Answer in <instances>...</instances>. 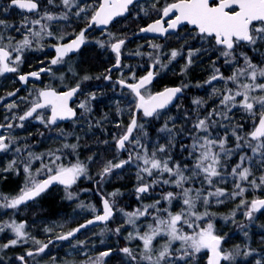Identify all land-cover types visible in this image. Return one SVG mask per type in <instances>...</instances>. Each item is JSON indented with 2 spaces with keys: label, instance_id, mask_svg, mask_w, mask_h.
I'll list each match as a JSON object with an SVG mask.
<instances>
[{
  "label": "snow or ice",
  "instance_id": "1",
  "mask_svg": "<svg viewBox=\"0 0 264 264\" xmlns=\"http://www.w3.org/2000/svg\"><path fill=\"white\" fill-rule=\"evenodd\" d=\"M46 2L48 5L55 4V0H46ZM60 3L63 6V12L54 14L50 10H44L40 0H9V4L4 8L5 12L9 8H15L33 15L31 18L28 15L23 16V22L19 26L8 25L5 20L0 19V30H22L23 37L13 44V38L9 35V42L5 45L3 31H0V76L17 72L24 49L32 48L34 42L38 43L45 36L53 35L49 30V25L43 23L44 21L68 20L70 14L81 17L82 13L89 11L87 5L77 3V0H60ZM133 4H138V0H103L98 8L92 9L91 16L87 17L88 26L107 25L114 17L126 13L129 6ZM153 8H155V2ZM73 9H75L74 12ZM157 11L160 18L142 28L141 32L166 35L178 29L182 30V25L191 26L189 35L195 32L200 41L207 42L209 46L204 49L202 43L201 49L204 52L218 53L219 57L223 58L224 64L230 65L233 71L232 75L225 76L214 62V72L206 83L223 81L224 90L217 93L219 111L213 108L204 118L197 119L192 125V131L189 132L192 138L189 157H194L195 162L191 166L171 158L169 154L173 147L171 141L167 146L157 144L154 150L149 151L139 139L132 138L135 129H143V125L138 124L135 114L124 134L116 138L117 150L128 151L126 145L132 143L139 147V151L134 147L127 159L117 163L108 161L100 173L101 179L110 175L115 169H123L125 165L135 162L138 169V184L135 189L137 200H141L145 194H150L157 188L164 189L168 186L172 189L163 191L160 198L155 199L153 203L136 208L135 211L121 210L127 218L126 226L133 229L129 232L128 239L140 241L142 247L138 256L134 255L129 247H124L121 251L130 258V261H135V264H193L202 252L206 254L207 264H237L238 259L241 258L247 264H251V261H248V257L253 256L251 249L243 250L236 246L233 250L226 251L222 247L224 237L217 234L211 218L212 214L207 211V206L212 202L213 197L216 198L217 203H222L223 201L219 198L226 195L222 189L215 187L218 182L217 178L221 181L224 179L222 170L229 171L230 175L236 178V191L232 194V198L243 196L246 191L241 182H247L253 188L264 186V60L254 62L253 57L244 50L248 48L256 52L264 46V0H172L171 3H166L162 9H157ZM86 31L87 29L82 30L70 43L57 46L55 48L56 58L51 60V64L60 63L68 53L78 50L85 41ZM123 44V40L111 44V50L116 54V67L120 66ZM103 46L101 44V47ZM154 47L159 46L154 45ZM201 49L189 50V65L192 62V56ZM13 52L17 55L13 56ZM177 55V51L171 52L172 59H175ZM156 63H159V59ZM42 71H50V69H40L28 75H20L19 80L26 84L29 76L39 79ZM153 77L154 73L148 71L147 75L137 83L128 84L123 80L118 83L122 87L129 88L135 95V108L138 112H142L144 117L155 118L159 116L160 110L170 105L177 94L182 92V88H168L164 92L145 97L141 89L145 88ZM84 79L87 80L89 77ZM79 90V85L62 93L51 89L42 90L38 93V100L33 102L30 109L18 119L22 122L33 118L35 114V118L39 119L45 127L56 125L58 120L71 119L76 116V112L69 106V101ZM214 92H216L215 88ZM9 95L13 96L15 92ZM95 98L93 95L92 99ZM194 103L200 105L202 102L196 100ZM7 107L11 110L16 105L13 103ZM48 107L51 109V114L45 119L38 110ZM79 107L89 111L84 103L79 104ZM233 109L243 110L247 114L251 120V130L244 131L243 124L234 126L232 136L235 138V144L234 147H228V137H214L211 129L214 126H223L217 125L215 118L220 117L226 120ZM17 126L23 127V124ZM4 127L12 128L13 124L0 125V128ZM161 131L168 132L169 136L174 139L173 130L167 124L161 128ZM193 133L196 135L193 136ZM12 142L9 137L0 134V152L8 151ZM64 147L74 150L76 145L65 144ZM15 150L20 152L19 148ZM234 155L237 159L232 165L223 162L232 160ZM36 159H42V157H36ZM59 159V156H54L52 163L55 164ZM15 164V160L11 161L5 171L13 170ZM254 169L259 170L261 175L258 179H249L253 176ZM23 170L29 173L25 187L15 197L0 194V207L17 209L21 204L39 196L53 183L70 187L80 176L86 174L87 167L81 162L69 167L56 165L52 168L46 165L41 171L50 173V175L42 181H37L31 176L30 164L26 163ZM197 183L200 187H195ZM204 185H207V188H204ZM68 198H72L71 193ZM173 201L182 203L183 206L179 211L173 210ZM198 205L203 206L205 211L200 212ZM240 207H246L244 214L251 220L253 213L264 209V199H255L250 204L242 200ZM113 214V205L104 199L102 215H97L95 220H89L79 228L57 238L68 240L82 228H87L96 221H107ZM5 229H10L15 238L0 247H14L20 242H27L28 236L24 223L12 221L0 224V232H4ZM115 233L119 234L120 228L115 229ZM35 243L40 244V241H35ZM45 248L47 244L41 245L37 251L43 252ZM109 254L108 251L102 252L101 258ZM27 255L32 256L34 253L29 251ZM20 259L24 258L20 257ZM262 260L264 258L256 259L255 264H262ZM98 264H102V259L98 261Z\"/></svg>",
  "mask_w": 264,
  "mask_h": 264
},
{
  "label": "rangeland",
  "instance_id": "2",
  "mask_svg": "<svg viewBox=\"0 0 264 264\" xmlns=\"http://www.w3.org/2000/svg\"><path fill=\"white\" fill-rule=\"evenodd\" d=\"M44 1H46V0H44ZM43 9L44 10H50L54 14H61L63 12V6L61 5L60 0H58V1L55 0L54 5H48L46 2V4H44ZM148 9H149V7H148ZM149 10H151V9H149ZM74 11H75V9H73V12ZM88 12L82 13L81 17H75L74 15L70 14L68 20H54V21H50V22L44 21L43 23H47L49 25V30L53 33V35L51 37L45 36L38 43L34 42L33 47L24 49L23 53H27V54L33 53L36 55L45 54L46 58H52L54 53L50 54L51 51L55 52V48L57 46L61 45L67 39L74 37L80 31V30H77V28H78L77 25L85 23L84 20L86 19L85 17H87ZM144 13H145V11L143 9H140V6L133 8V12L130 15V18L126 19V21L124 23L120 22V23H118V24H116V25H114V26H112L106 30H103L102 31L103 35H101L102 37L101 38H95L96 44H94L93 46L91 44H88L86 49H85V52L79 56V59H81L89 51L98 52L101 55L100 62L101 61L103 62L104 60H108L110 57L112 58L114 55L110 51L111 44L116 42L119 39L127 38V36L129 37L131 30H133L137 24V23H135V21L137 20V18L141 17ZM133 16H134V19H131ZM129 20H131V21H129ZM10 30L11 29H9V31ZM9 35L11 36V38H13L12 39L13 44H15V42H17L23 38L22 37V30L19 32H17L16 30H11L10 34H8V36H6V39L4 38L3 43L5 45H7L9 42V40H8ZM61 37H63V38L61 39ZM185 39H187L185 36L180 37V40H179V38L176 39V43L173 46L169 45L170 41L169 42L163 41V43H153V42H147V43H142V44L140 43L137 46V48L141 49V50L137 51V48H136V53H135L134 49L130 47V45H126L125 61H124V65H123L126 80L134 81L136 79L135 75H134V71L136 68L140 67L137 64V61H139V59H141L142 57H147V61L149 62V58L151 55L155 56L154 57L155 62L157 59H159V63H157V65L160 68V71H161V69L163 70L165 68H168L170 66L169 64L171 62H173L175 68L179 67V68H176L178 76L179 75L183 76V78L185 80L186 74L184 71H185L186 67L184 65V59L186 61V64H188V52H189V49L187 50V43H186ZM101 44H103L104 46L101 47ZM148 45H150V48H154V53H150V50H148V52L145 51L144 48L147 47ZM154 45H158L159 47L158 48L154 47ZM174 47H178V48H174ZM173 50L178 52V55L175 59L171 58V52ZM244 50L246 52H248V55L251 57H253V54H255V55H257L258 59L262 58L259 50L256 52H253V51L249 50L248 48H245ZM193 51H195V50H193ZM109 53L111 55H109ZM137 53H139V54H137ZM208 57H211V59L213 60L212 64H210L209 75L202 82L192 84V85H186V87H183L187 91L185 97H188V99L190 98L189 99L190 106H189V109L187 111L190 113L189 114L186 113L185 117L191 118L193 121V124L196 122L197 119L204 118V116L207 115L208 113H210L213 108H216L219 111V95L217 93L223 92V90H224V82L223 81H217V82H214L212 84L206 83V81H208V79H210V77L212 76V74L214 72V62L216 61L217 57H218V59L220 58L218 53H216V52H208L207 54H205L204 58L207 59ZM76 62H78V61H74V60L72 61L69 59H65V57H64L60 63L56 64V69L61 70V71L59 73L60 77L55 78V80H58L57 87H59L60 89L73 86V84H77V85L79 84V85L83 86V88L85 87L83 89L85 91L82 90V92L79 96L80 100L77 102L76 106L78 108H80L79 104L84 103L87 106V108L89 109V111H85L84 109L80 108L79 117L77 120L74 121L75 123L72 122L71 124H69V126L64 127L62 129L59 128L56 131L52 130V129L48 130V129H46L47 127L43 126L45 130H40L38 128H34L35 130H38V132L32 133V131H31V133H30L29 132V130L31 128L30 124H33V125L42 124L39 121V119L35 118V119L31 120L29 123L30 127L28 126V129L26 130V131H28V133L26 134V132H25L24 136H25V141L27 142V144H29V142H30V144L32 143V146L29 144V146L27 145L28 148L24 149V148H21V145L24 144V143H22V142H24V138H23L24 136L21 137V138H23L22 140L19 139L21 136V132L19 131V130H21V127L17 126V125L21 124V121L18 119L17 122H15V120L17 119L16 116H12V118H10L11 115L9 114V112L8 111L5 112L6 115L7 114H9V115L5 116L3 121H0V123H2L3 125H6L7 123H12L13 127L12 128L4 127L0 134H3L4 136L9 137L13 142H12L11 148L8 151L0 152V160H1L0 164L4 162L2 165H0V167L2 168L5 165L4 168H2L4 170L0 171V174H6L11 181L12 180L15 181L14 182L15 187H14L13 194L8 195L7 193L3 192V191H5L1 187V184H3V183L0 182V194H2L3 196H8V197H15V196L20 194L21 189L25 187V184L28 181V177H29V173H25L23 170L24 165L26 163L30 164L31 176L35 180L41 181L42 179H44L45 177L50 175V173L41 171V169L46 165L49 167H52V168H55L56 165H62L64 167H69V166L76 164L77 162H81V163L85 164L87 167L86 174L80 176L77 179L78 182H77V185L75 187L67 188L63 194L64 199H66L67 203L68 204L73 203V205H74L73 211L71 213V217H72L73 221H71V222L68 221L64 225H62V224H57V225L54 224V225L59 228L58 229L59 231H61V229H64L65 225L70 227V225L73 222L78 223V221L81 218H83V221H84L86 219L91 218V216L93 217V216H96L97 214L101 213V209H102L101 202L99 205L96 202H94V199H93V196L95 194L98 195L97 197H100V195L105 196L107 198V200L113 205V209L115 208L114 212H116V213H114V216L109 221V223H107V225L106 224H105V226L102 225V226H100V228H99V226L96 228L94 227L95 229L91 228L87 231H84L83 233L80 234V236L78 235L76 238H74L72 240L66 241L63 244H62V242L54 243L48 249H46L47 251L44 250L41 253H38V254H35V255L28 257L26 260L28 262V264H98V261H100L101 259H102V264H113V263H115V261L111 260L110 258L118 250L121 253L122 252L121 249H123L124 247H129L132 250L133 254L138 256V254L142 251L140 241L135 240V239H132V240L128 239V234H129V232L133 231V229L126 226L125 221L127 218L122 214L121 210H123L125 212L135 211L136 208H138L142 205L153 203L155 201V199L160 198L163 191L172 190L168 186H165L164 189L157 188L154 192H152L150 194H145L141 200H137L136 194H135L136 193L135 189H136L137 184H138V180H137L138 169L136 167L135 162L131 165H126V167L123 169L122 172L117 173V174H119L118 175V177H120L119 179H123L124 181H126L125 184L123 183L124 186H126V184L128 182H130V180H131L132 184L130 183L131 185L127 186L125 192H120V194H119L118 190L117 191L116 190H113V191L109 190L110 189L109 184L112 182L113 178L115 177V176H113V173L102 179L103 181L100 183L98 190L95 188L94 183L96 181L94 179H96V177L99 176L98 174H100L102 172L104 166L107 164L108 161H112L113 163H117L120 160L126 159V156L121 154L117 150V148L115 147V142H116V138L123 135L124 132L126 131V128L130 122L129 115L132 113V111L134 109L135 102H134V98L132 96H128V94H126V93H124L123 102H121L120 98H117V99H111L110 98L111 100L109 98H107V99L103 98V93L101 90H98L97 88H94V87H93L94 88V90H93V89H91V86L88 84V82L90 80H96V79H99L100 77H98V76L95 77L94 74L92 72H89V71H85L84 74L81 73L77 69ZM102 62H101V65L103 64ZM101 65H100V67H101ZM167 65H169V66H167ZM215 66L219 67V64H216V62H215ZM100 67L97 66L96 68H98V69L96 71H99ZM169 68L171 69V67H169ZM178 69H179V72H178ZM225 71L227 72V74L225 76H230V75H232L233 69L229 65ZM220 72H221V68H220ZM96 75H98V74H96ZM85 77H89V79L85 80L84 79ZM183 83H185V82L183 81ZM86 88H88L89 90ZM214 88L216 89V92H214ZM90 90H92V91L90 92ZM96 94L98 95V97ZM196 94L199 96H196ZM93 95L97 98L92 99ZM117 95H119V92L117 93ZM208 98L210 101H214L215 103L213 105L207 104ZM196 100H200L202 103L200 105H197L194 103V101H196ZM179 106H181V102H179L178 105L174 108L175 111L176 110L178 111ZM190 109H194V110H190ZM197 109L199 111L201 110L203 112V114L198 112ZM203 110L205 112L207 110L208 112L205 113ZM237 110L238 109H233L232 112L228 114V117H229L228 119H226V120L222 119L220 121L221 125H223V126H215L211 129V132H212L211 134L214 137H217V136H221V137L227 136L228 137V142H227L228 147H234L235 138L232 136V129L234 126H236L238 124V121L232 123L233 126L226 125L225 122L229 123L231 118H232V115L235 114ZM196 112H197V114H196ZM192 113H194V114H192ZM0 116H1V114H0ZM87 117H88V119H87ZM167 117L170 118L169 115L161 114L158 117H156L155 122L157 123V121H160L161 119L165 120ZM178 119L179 118H177V117L170 118V123H173L174 121H178ZM181 119H182V117H180V120ZM80 120H82V121L80 122ZM123 120H124V123H125V120H127V123H125L124 125H123ZM84 122L87 123L86 128L89 127L87 130H85L86 128H84V130H77L75 128L77 126L82 128V123H84ZM161 123H162L161 128H163L165 124L168 125L167 120H165V121L162 120ZM105 124H109V125H105ZM138 124H142L143 129L137 128V131L134 133L132 138L139 139L148 148L149 151L154 150L157 144L167 146L169 141H171V143L173 144V147L171 148L169 154H171L172 152H175V156H173V158H172L173 160L176 161L177 158L180 157V159H181L180 162L182 164H187L189 166H191L195 162L194 157H191V158L189 157V152L191 150V144H192V140H191L192 138L189 136V132L192 131V127H191V129H188L189 126H182V127H184V129H180L179 135H176V130L173 129V127L168 126L169 128H171L173 130L174 139H173V137L169 136L168 132L161 131V128H157L156 132H155V145H154V147H152L151 142H150V136H151L150 126H151V124L149 122L147 123L146 121H143V120H140ZM101 125L103 127H101ZM114 126L117 127L118 130L116 133L111 134V131L109 130V128H111V127L114 128ZM104 127H106V128H104ZM25 129L26 128H24V126H23L22 130L24 131ZM96 129H98V130L100 129L99 130L100 132L97 133ZM185 129H187V131H184ZM47 132L50 134H47ZM88 132H89V134H88ZM217 132H219V133H217ZM15 133H18L19 137H17L15 135ZM108 133L110 136L107 135ZM145 133H146V135H145ZM53 134H55L54 138H57V140L54 143H52L50 140L52 138ZM79 134H83V139H84V135H86L85 139L86 138L89 139V142L91 144H94L93 142H95L97 137H98L99 141H100L99 144L102 143L100 145V147H102L103 150H108V152L105 154H101V153H98L96 151H92L91 154L90 153L88 154L87 159L83 161L80 158L79 149L81 146H84V144L81 142L80 139H77V136ZM195 135H196V133H193V136H195ZM199 135H203V133H199ZM182 136H184V137H182ZM47 137L50 138L49 140L51 143L50 147L48 149L49 152L46 149L47 140H48ZM182 138L183 139L185 138V139L183 140ZM93 139L95 141H93ZM178 139H180L182 141H186V142L190 141V142H189V144L182 146V149L180 148L179 151L176 152L177 150L174 146V143H176ZM44 142H46V145L44 144ZM90 143L86 144L85 147L88 149H93V148L97 147V145L96 146H95V144L91 145ZM65 144L76 145V148L74 150L70 147L65 148L64 147ZM107 144L108 145L111 144V146H108ZM134 147L136 148L137 151H139L138 146H136L132 143L127 144L128 153L132 152ZM16 148H19L20 152H17L15 150ZM38 151H39V153H38ZM22 152H24L23 156H22ZM97 153H98V155H96ZM29 154H31V155H29ZM134 154L135 153H133V155ZM4 155L6 157H4ZM15 155H16V157H15ZM161 155H163V154H161ZM45 156H46L45 160L44 159H36V157L44 158ZM54 156L60 157V159L58 161H56L55 164L52 163V161L54 160ZM236 159H237V156L234 155L232 157V160H224L223 162L227 163L228 165H232L233 161H235ZM13 160L16 161V164H15L13 170L5 171V169H7L8 165H9V163ZM49 160L51 161L52 164L50 163ZM87 160H96L95 164H96V166L101 167L100 170L95 171L94 168H91L90 163ZM36 168H38V169H36ZM20 173H22V174H20ZM19 175H20V177H19ZM222 175H223L224 179L221 181L220 178H217L218 182L215 185V187L222 189L226 193L225 196L219 198L220 200L223 201L222 203H225L228 199H234L235 200V199L244 197V194H246L248 192L249 188L252 187L247 182H241L242 185L246 188V191L244 192L243 196H236L235 198H232V194L236 191V189H235V182H237L236 178L232 177L230 175L229 171H223L222 170ZM256 175L260 176L261 172L259 170L254 169L253 170V176L250 177L249 179L255 178ZM1 176L2 175H0V181L2 178ZM126 176H128V177H126ZM18 177L21 179H19ZM124 177H126V178H124ZM3 178H4V176H3ZM78 183H84L86 186L83 187L81 184H78ZM79 186H80V188H79ZM87 186H89V187H87ZM195 187H200V184L197 183L195 185ZM74 188H75V190H74ZM90 188L94 189L95 191H92ZM204 188H207V185H204ZM82 189H84V190H82ZM99 190H100V192H99ZM74 191H77V192L74 193ZM128 191H129V193H127ZM132 191L135 193H133ZM229 191H231V193H229ZM54 192L57 193V191H54ZM69 193H71V196H72L71 199L68 198ZM113 193H116V195H112ZM74 195H77V196H74ZM130 198L132 201L129 200ZM261 198H264V197L254 196L249 201V204L253 200L261 199ZM100 201H101V199H100ZM222 203H217L216 198L213 197L212 202L207 206V211L212 214L211 218H212L213 223L215 225V230H216L217 234H218L219 230L223 227V225L226 224V222H228L229 220H232V221L235 220L234 221L235 222V224H234L235 229L239 230V228H240V230L244 231L243 236L245 237L246 242H248V244H249V241H251V238H250L251 235L250 234H251V230H252V223H254V220L257 218L259 213L258 212H255V214L253 213V218L251 220H249L244 214L245 213L244 211L247 210L246 207H242V209H241L240 208L241 202H239V206H235V207L238 208L240 210V212H237L236 214L232 213L229 215H227V214L226 215H221V214L218 215L214 212L213 209H216ZM128 205H130V206L128 207ZM182 206L183 205L180 201H173L172 208L174 211H179ZM36 207H37V202H34V201L31 203L21 204L17 209H7V208L0 207V224H5L8 222H12V221H15L16 223H24V224L26 223L25 224V232L27 233V236H28L27 242H20L14 247H8V248L0 247V264H20L17 261V257L19 255H24L27 251H29V248H32L33 250L39 249V247L44 244V242L40 238L44 234H42V232H40V231L47 228V226H44L40 222V220H35L33 218L35 220L34 221L33 219H29V218H31V216H30L31 211L36 209ZM97 208H100V209H97ZM93 209H95V211H93ZM21 210H22V212H21ZM198 210L200 212H203V211H205V208L201 205H198ZM86 216H88V218ZM222 216H224V217H222ZM220 217H222V218H220ZM216 221H221L222 223L216 224ZM31 222H33L32 225H30ZM71 227H70V230L68 229L66 231L70 232L72 229L75 228V227H72V228ZM30 228H32V229H30ZM39 228H40V230H39ZM117 228H120L119 234L115 233V229H117ZM250 228H251V230H250ZM259 228H260V230H264V228H262L261 225L259 226ZM48 230H49V228H48ZM67 232H65V231L60 232V234L58 236L66 234ZM92 232H94V233H92ZM248 234L250 235V237H248L249 236ZM56 237H54V238H56ZM223 237H224V241H225L226 237L225 236H223ZM13 238H15V237H14V234L12 233V231L10 229H5L4 232H0V246L6 244V242L8 243ZM246 238H248V239H246ZM2 240H4V241H2ZM35 241H40V244L35 243ZM1 242H2V244H1ZM222 247H223V243H222ZM234 248H236V247H224V249L226 251H231ZM241 249L248 250L250 248L245 246L244 248L242 247ZM251 250L253 251V253L255 252L254 249H251ZM105 251L110 252V254L106 257L101 258V253L105 252ZM122 256L124 259L122 264H124V263L125 264H135V261H130L129 260L130 258L127 257L123 252H122ZM200 257H203V258H200ZM200 257H198L193 262V264H201L202 261L205 264H207V258H205L206 254L202 252L200 254ZM3 260L6 262H4Z\"/></svg>",
  "mask_w": 264,
  "mask_h": 264
},
{
  "label": "flooded vegetation",
  "instance_id": "3",
  "mask_svg": "<svg viewBox=\"0 0 264 264\" xmlns=\"http://www.w3.org/2000/svg\"><path fill=\"white\" fill-rule=\"evenodd\" d=\"M1 1H0V7L2 9H4L5 6L9 4V0L8 1L5 0L6 3H4V0H1ZM56 1H58V0H56ZM77 2L87 5V7L89 9L87 17H90L92 14V9L98 8L99 4L102 3L103 0H77ZM154 2H155V8H153ZM171 2H172V0H138V4H133V5L129 6V10L127 11L126 14H124L123 16L116 17V18L114 17L115 20L113 22H111L106 29H108V28H110V27H112V26H114L120 22L124 23L126 21V19L130 18V15L133 12V8H136L137 6H140V9L147 11V15H145V13H144L141 17L137 18V20L135 21V23H137L135 26L136 28L134 27V29L131 30L130 36L129 37L127 36V38L119 39V40L124 41V44L121 47L120 66L117 69L110 71L112 66L116 63V54L114 52H112L111 46H110V51L114 55L112 57L113 59L110 57L108 60H104L103 62L101 61L103 64L101 65L99 71H96L98 68H96V70L89 71V72H92L95 77L96 76L100 77L99 79H96V80H90L89 82L87 81L88 84L91 86V89L94 90V88H97L98 90H101L103 93V98L106 97L105 99H107V98H109V99L110 98L111 99L120 98L121 102H123V96H124V93H126V94H128V96H132L134 98V102H135L136 97L131 92V90L127 87H122L121 84L118 83V81L123 80L125 83L134 84V83H137L142 77L146 76L148 71H152L155 74L156 78L150 85L141 89V93L143 95H145V97H147L149 95H153L156 92L161 91L166 87H172V85L169 84V85L164 86V88H162V89H158V83H160V81L169 79L168 77H164V73L174 71L175 70L174 63L171 62L169 64L170 66L167 65V66L171 67V69L168 67V68H165L163 70L161 69V71H160V68L158 67L157 63L155 62V59H154L155 56L154 55L150 56L149 62L147 61V57H142L141 59H139V61H137V64L140 67L136 68L134 71V75H135L136 79L134 81L126 80L125 71H124V67H123L124 61H125L126 45H130V47L133 48L135 53H136V48L140 43L141 44L147 43V42L163 43V41H166V42L170 41L169 45L173 46L176 43V39L179 38V40H180V37L185 36L187 38V39H185L186 43H187V50L188 49L189 50L190 49H192V50L201 49L202 43H203L204 49H207L209 47L207 42L200 41V39L196 36L195 32H191V35H189V32L191 31V26H183L182 25L181 26L182 30L178 29L176 32H171V33H168L164 36L135 37V34L138 33L139 31H141L142 28H145L149 24H152L156 19L160 18V14L157 11V9H162L166 3H171ZM40 3H41V5H43V8H44V4H46V1L40 0ZM148 7L151 10H149ZM6 15H7L6 18L8 20H10L9 21L10 25H17L18 26L23 22V19H22L23 16L28 15L31 18L33 14L24 13L19 9L9 8ZM87 17H85L86 19L84 20V22L87 25H85L82 28V30L88 29L85 33V41L83 43V47L80 50H78L77 52H75L73 54L68 53L65 56V59H69L72 61L73 60L78 61V62H76L77 66H80V64L81 65L86 64V62L83 61V59H79V56L85 52L87 45L91 44L93 46L94 44H96L95 38H101L102 37L101 35H103L102 34L103 30L98 29L97 25H94L92 27L88 26L89 20ZM0 19H3V18H0ZM131 19H134V16ZM129 21H131V20H129ZM19 22H21V23H19ZM106 29H104V30H106ZM82 30H80L74 37H71V38L67 39L66 41H64L61 45H64L66 42L75 39L76 36H78ZM119 40H117V41H119ZM174 48H178V47H174ZM144 49L146 52H148V50H150V53H154V48H150V45H148ZM138 50H141V49L137 48V51ZM53 53H54V55L52 56V58H46L45 54L36 55L33 53H31V54L23 53L22 54V61H21L20 65L18 66V71L14 72V73H5L4 75L0 76V114H1L0 121H3L4 117L10 114L11 115L10 118H12V116H16L17 119L15 120V122H17L18 117L20 115H23L27 110H29L30 107L32 106V103L38 100V98H39L38 93L42 90L53 89L57 92H64V91H67V90L77 86V84H73V86L63 88V89H60L59 87H57L58 80H55V78L60 77L59 73L61 70L56 69V65L51 64V60L56 58V52H52V51L50 52V54H53ZM207 53L208 52H204L203 49H201L200 52H198L196 55L192 56V58H191L192 62L190 65L186 64V61L184 59V65L186 67L185 71H184L185 74H187L190 70L197 69L201 65L205 64L206 59L204 58V56ZM12 55L15 56V55H17V53L13 52ZM109 55H111V54H109ZM219 60L222 61L223 58H219ZM223 63H221V64H223ZM221 64L219 65V67L222 69ZM40 69H50V71L40 72V78L39 79H34L31 76H29L28 82L26 84L22 83L19 80L20 75H28L29 73L37 72ZM84 72H85V70H82L81 73L84 74ZM178 72H179V69H178ZM96 74H98V75H96ZM178 78L181 79V82H183V81L185 82V83H183V85L178 84V86H180L181 88L186 87V85H192V84H196V83L200 82V81L194 82L192 80L190 81V79L184 80L183 76H180V75L178 76ZM205 78H206V76L204 77V79ZM214 82H217V81H213V83ZM79 87H80V92L77 95L76 101L71 105L77 111V118L75 120H77L79 117L80 108H78L76 106V104L80 100L79 96H80L82 89H83V86L79 85ZM17 89H19V91H17ZM13 92H15V95L10 96L9 93H13ZM118 92H119V95H117ZM184 92L187 93V91H184V89H183V94H184ZM186 99H188V97H185L183 95L181 98L177 99L175 101V103L170 108H168L166 110H160V113L164 112L166 115H169L172 118L175 116L185 117L186 116L185 115L186 110L189 109V106H190V103H189L190 98L188 100H186ZM179 102H181V106L178 107V111H179L178 112L177 110L175 111L174 108L178 105ZM184 102H186V103H184ZM13 103L16 105V107L9 110L7 105L13 104ZM179 108H181V109H179ZM185 108H187V109H185ZM134 110H135V105H134V109L131 113L130 122H131V119L133 118ZM6 111H8L9 114L6 115L5 114ZM38 112L45 119H47L51 114V109H50V107H48V108H44L42 110H39ZM33 119H35V116L30 120L27 119V120L22 121L21 123L23 124L24 128H26V129L23 131L22 127H21V130H19V131L21 133L22 132L27 133L28 131H26V130L28 129L29 123ZM155 119H156V117L155 118L154 117H150V118L144 117L142 112L138 113V119H137L138 123L140 120H143V121H146L147 123L149 122L151 124V126H150V132H151L150 133L151 134L150 142H151L152 147H154V145H155V132L157 129V123L155 122ZM74 121H71L69 123H61V124H58L55 126L49 125L47 128H48V130L52 129V130L56 131L59 128L62 129L64 127L69 126V124H71ZM130 122H129V124H130ZM125 123L123 120V125ZM173 123L176 124L177 122L174 121ZM129 124H128V126H129ZM0 125H3V124L0 123ZM30 125H31L30 130H32V132L36 131L34 128H38V127H39L38 129H40V130H42L41 128H43V130H45L43 127L45 125L43 123L40 125H33V124H30ZM173 129H175L177 131L176 127H174ZM180 129H183V128H180ZM2 130H3V128H1V132H2ZM109 130L111 131V134H114L117 132L118 128L114 126V128L111 127V128H109ZM96 131H97V133L100 132L98 129ZM136 131H137V129H135L132 136L134 135V133ZM23 133H22V137L24 136ZM108 136H109V133H108ZM23 143L25 144V146L22 144L21 148H24V147L27 148V145H26L27 142H25V137H24ZM184 145H186V144H184ZM126 147H127V145H126ZM120 153L125 155L126 159L128 158V155H129L128 151H124V152H120ZM23 155H24V152H22V156ZM170 156L172 158L171 154H170ZM4 157H6V156L4 155ZM15 157H16V155H15ZM180 160H181L180 157H178L176 161L180 162ZM2 164L3 163H1V165ZM2 170L3 169L1 168L0 171H2ZM0 175L4 176V178H3V176H1L2 177L1 181L8 179V176H6L5 174H0ZM77 182L78 181L76 180L75 185L72 187H75ZM55 187L56 188L60 187L64 190L69 188V187H63V186H55ZM55 187H53L52 189H54ZM97 187H98V184H97ZM48 190H51V188ZM13 191H14V187H13V189H10V190L7 189L3 192L10 195V194H13ZM20 256H23V255H20ZM18 257H17V261H18ZM26 260H27V258H26Z\"/></svg>",
  "mask_w": 264,
  "mask_h": 264
},
{
  "label": "trees",
  "instance_id": "4",
  "mask_svg": "<svg viewBox=\"0 0 264 264\" xmlns=\"http://www.w3.org/2000/svg\"><path fill=\"white\" fill-rule=\"evenodd\" d=\"M4 3H6L5 0H4ZM6 17H7L6 12L4 11V9H2L0 7V18H3V20H5V22L8 25H10V23H9L10 20H8ZM85 25H86V23L78 24L77 25V27H78L77 30H81ZM1 31H3L4 38L6 39V36H8V34H10V31L11 30L10 31L9 30H1ZM258 50H259L262 58H259L258 59L257 55L253 54V60H254V62L260 61V60H264L263 59L264 58V46L260 47ZM100 58H101V55L98 52H96V51H89L87 54H85L81 58V59H83V61L86 62V64H82V65L80 64V66H77V69L80 72H82V70H85V71L86 70L87 71L96 70V67L97 66L100 67V65H101V62H100L101 59ZM212 62H213V60L211 59V57H208L206 59L205 64H203L200 67H198L199 69L197 68V69L190 70L186 74V79H190V81L192 80L194 82H196V81H200L201 82L204 79L205 76L207 77L209 75V73H210V71H209L210 64H212ZM215 62H216V64H219L220 65L221 63H223V60L220 61L218 59V57H217V59H216ZM228 66L229 65L224 64V63L221 64V67H222L221 73H223L224 75H226L227 72L225 70L227 69ZM177 68H179V67H177ZM164 77H168L169 79L168 80L160 81V83H158V89H162V88H164V86L169 85V84L172 85V86H178V84L179 85L180 84L181 85L183 84V82H181V79L178 78V73H177V69L176 68L172 72L164 73ZM184 91H186V89H184ZM184 93L186 95V92H184ZM196 96H199V95L196 94ZM186 100H188V99H186ZM184 103H186V102H184ZM214 103H215L214 101H210L209 99L207 101V104L213 105ZM179 109H181V108H179ZM161 114H165V113L164 112L163 113H159V115H161ZM129 117H131V114L129 115ZM175 117L179 118L178 121H176L177 122L176 124L170 123V118H172V117H170V118L167 117L165 120L168 121V126L169 127H173V128L176 127L177 128L176 135H179L180 128H183L184 129V127H182V126H189L188 129H191V127L193 125V121H192L191 118H189V117H182V119L180 120V117H178V116H175ZM215 119H216L217 123L219 125H221V122L220 121L222 119L220 117H216ZM162 120L165 121L164 119H161L160 121H157V128H161L162 127V123H161ZM236 120L238 121V124H243L244 125V128H245L244 131H250L251 130V120L248 118L247 114L243 112V110H237L236 113L232 115V118H231L230 122L229 123L225 122V124L226 125L233 126L232 123L233 122H236ZM125 122L127 123V120H125ZM86 127H87V123L84 122V123H82V128H80V127L77 126L76 129L77 130H84V128H86ZM88 128H86L85 130H87ZM46 129H48V128H46ZM31 131L32 130H29L30 133H31ZM34 132H38V130H36ZM22 133H21V136L19 138L21 140L25 137L24 136L23 138H21L22 137ZM47 134H50V133L47 132ZM88 134H89V132H88ZM15 135L17 137H19L18 133H15ZM85 136L86 135H84V139H83V134H79L77 136V139H80L81 142L84 144V146H81L80 149H79V155H80V158L83 161L87 159L88 154L89 153L91 154L92 151H96V152L101 153V154H105V153L108 152V150H103L102 147H100V145L102 143L99 144L100 141H99V138L98 137H97L96 141L93 139V141H95L93 143L95 144V146L97 145V147H95L93 149L86 148L85 147L86 144H89L90 142H89V139H87V138L85 139ZM54 137H55V134H53V136H52L51 139L49 137H47L48 140H47V147H46V149H47L48 152H49L48 149H49L50 144H51L50 143V140H51L52 143H54L57 140V138H54ZM219 137H221V136H219ZM183 143H186V141H181V140L178 141L177 140V142L174 143V146H175V148L177 150L176 152H178L180 148L182 149L181 146H182ZM187 143L189 144V142H187ZM44 144L46 145V142H44ZM94 144H91V145H94ZM108 146H111V144L108 145ZM98 153L96 155H98ZM171 155H172V158H173V156H175V152H172ZM87 161L90 163V167L91 168H94L95 171L100 170L101 167H98L95 164L96 160H87ZM123 169H115L112 172L113 173V176H115V177L113 178L112 182L109 184V187H110L109 190L110 191H113V190H116L117 191L118 190V193L120 194V192H125L127 186H130L132 184L131 183V180H130V182H128L126 184V186H124L123 183L125 184L126 181H124L123 179H119L120 177H118L119 174H117V173L118 172H122ZM126 177H128V176H126ZM126 177H124V178H126ZM258 177H259V175H256L255 178L258 179ZM95 181H98V182L101 181L102 182L103 180H101V177L99 176V177H97L95 179ZM0 182L3 183V184H1V187H2L3 190H7V189L10 190V189H13V187H15L14 186V184H15L14 182L15 181H13V180L11 181L9 179V177H8V179H6L4 181H0ZM101 182L98 183L97 189H99V186H100V183ZM79 184H81L82 186H86L84 183H79ZM87 187H89V186H87ZM90 189L92 191H95L92 188H90ZM54 191H57V193L54 192ZM64 192H65L64 189H62L60 187H57V188L48 190L42 196H40L39 198H37L34 201V202H37V207H36V209H34L33 211H31V213H30L31 218H29V219H33L34 218L35 220H40V222L44 226H47V228H45L42 231H40V232H42V234H44L43 236L40 237L44 243L45 242L47 243V241L49 242L51 239H54V237H56V236H58L60 234V231L58 230L59 228L57 226H55V225H57V224L64 225L68 221L69 222L73 221V219L71 217V213L73 211V206L74 205H73V203H71V204H68L67 203L66 199H64V195H63ZM127 193H129V191ZM229 193H231V191H229ZM254 196L264 197V186H261L259 188H253V187H251V188H249L248 192L246 194H244V197L238 198V199H235V200L234 199H228L225 203H222L219 207H217L216 209H213V210H214V212L216 214H221V215H226L227 214V211H228V214H230V213L232 214L233 212L234 213L235 212H240V210L238 208H236L235 206H239V202H241L242 200L245 201V202H247V203H249V201ZM93 199H94V202H96L97 204L99 203V205H100V199H99V197H97V196L94 195L93 196ZM129 200L132 201L131 198ZM129 206L130 205H128V207ZM240 208L242 209V207H240ZM81 221L83 222L82 218L78 221V224L77 225H76V222H73L70 225V227L71 226L73 227V225H74V227L78 226L79 223L80 224L82 223ZM33 222H31L30 225H32ZM221 223H222L221 221H216V224H221ZM234 224H235L234 221L229 220L228 222H226L225 225H223V227L218 232L219 235L226 237V240L223 241V248L224 247H231V246H233V247L234 246L235 247L236 246H240V247H243L244 248L245 246H247L250 249H254L255 252L253 253V256H250V258L248 257V261H251V264H255V260L256 259L264 258V250H263L264 249V244H261V243L264 242V230H260V228H259L260 225L262 226V228H264V210H263V212L262 211L259 212L257 218L254 220V223H252V230H251V235L252 236H251V241H249V244H248V242H246L245 237L242 236L243 235V231H240V229H239V231L236 230L235 227H234ZM70 227H68L67 225H65L64 229H61V232H64V231L70 229ZM48 228H49V230H48ZM30 229H32V228H30ZM46 229H47V231H46ZM39 230H40V228H39ZM44 230H45V232H44ZM235 234H236V236H235ZM261 234H262V236H261ZM256 236H257V239L258 240L256 239ZM233 237L234 238L236 237V238L233 239ZM231 240H233L235 242H233V241L231 242ZM241 240H243L242 242H244V243H242ZM64 242H66V241H63L62 244ZM257 242H258V244L259 243L260 244L259 245L256 244ZM51 245H49V247ZM260 245H262V246H260ZM258 246H260V247H258ZM30 250L33 251L32 248H29V251ZM110 259L115 261V263H113V264H122L123 263V260H124L123 259V256H122V252L120 253L119 250L116 251L112 255V257ZM201 264H205V263L203 262ZM237 264H247V262L246 261H243V259L241 258V259H238ZM262 264H264V260H262Z\"/></svg>",
  "mask_w": 264,
  "mask_h": 264
},
{
  "label": "water",
  "instance_id": "5",
  "mask_svg": "<svg viewBox=\"0 0 264 264\" xmlns=\"http://www.w3.org/2000/svg\"><path fill=\"white\" fill-rule=\"evenodd\" d=\"M126 13H127V12H126ZM126 13H124V14H126ZM124 14H123V15H124ZM123 15H121V16H123ZM116 17H119V16H116ZM116 17H115V18H116ZM115 18L112 19L107 25H97L98 29H100V30H104V29H106V28L108 27V25H109L111 22H113V21L115 20ZM149 25H150V24H149ZM93 26H94V25H93ZM146 27H147V26H146ZM87 30H88V29H87ZM85 33H86V32H85ZM169 33H171V32H169ZM140 36H148V37H152V36H164V35H159L158 33H150V32H149V33H145V32H141V31H139L138 33L135 34V37H140ZM71 41H72V40H71ZM71 41H68V42H66L65 44L70 43ZM82 47H83V44L79 47L78 50H80ZM78 50H75V51L70 52V53L73 54V53L77 52ZM120 62H121V55H120ZM115 65H116V63L112 66V68L110 69V71H112V70L118 68V67H116ZM155 78H156V76H155V74H154V77H153L152 81H151L149 84H147L146 86L150 85V84L155 80ZM146 86H145V87H146ZM177 87H178V86L166 87V88H164L163 90L158 91V92H156V93L153 94V95H156V94H158V93H160V92H164V91H165L166 89H168V88H177ZM74 88H75V87H74ZM179 88H180V87H179ZM47 90H49V89H47ZM51 90H53V89H51ZM54 91H55V90H54ZM67 91H68V90H67ZM64 92H65V91H64ZM79 92H80V90L74 95V97L72 98V100L69 101V106H70V107H72L71 105L76 101V98H77V95L79 94ZM59 93H62V92H59ZM182 96H183V90H182L181 93L177 94V97L173 99V101H172V103H171L170 105H168L166 108H164V109H162V110H166V109L170 108V107L175 103V101H176L177 99L181 98ZM41 102H42V101H41ZM72 108H73V107H72ZM73 109H74V108H73ZM39 110H42V109H39ZM39 110H38V111H39ZM74 111L76 112V116H75V117H73V118H71V119L58 120L57 123H56V125L61 124V123H69V122H71V121H74V120L77 118V111H76L75 109H74ZM138 113H139V112H138V111L136 110V108H135L133 115L135 114L136 119H138ZM34 116H35V114H34ZM148 118H150V117H148ZM30 119H32V118H29L28 120H30ZM51 126H55V125H51ZM134 131H135V130H134ZM134 131H133V132H134ZM0 132H1V128H0ZM132 134H133V133H132ZM120 152H124V151H120ZM47 177H48V176H47ZM47 177H45L44 179H46ZM44 179H42V180H44ZM42 180H41V181H42ZM97 184H98V181H96V182L94 183L95 188H97ZM74 185H75V183L72 184L70 187H72V186H74ZM55 186H63V187H66L65 185H62V184H59V183H53V184H51V185H50V186H49L44 192H42L39 196L35 197V198L32 199V200L27 201L26 203H30V202L36 200V199L39 198L43 193H45L48 189L53 188V187H55ZM100 199H101L100 202H101V207H102V209H101V213H100L99 215H102V214H103V200L106 199V197L103 196V195H100ZM262 210H264V209H261L260 211H262ZM260 211H259V212H260ZM113 213H115V212H114V209H113ZM113 216H114V214H113ZM113 216H112V217H113ZM95 217H96V216L91 217V218H89V219L83 221L81 224H79L78 226H76L74 229L79 228L80 225H82V224H86L89 220H95ZM112 217H111L109 220H107V221H96L95 223L89 225L87 228H82L79 232H76L75 235L72 236L70 239H74V238H76L79 234H81L82 232H84V231H86V230H89V229H91V228H94V227H97V226H101V225H105V224L109 223V221L112 219ZM74 229H73V230H74ZM71 231H72V230H71ZM66 234H67V233H66ZM66 234H63V235H66ZM70 239H68V240H70ZM63 241H67V240H61V239H58L57 237L54 238V239H51L49 242L46 243V244H47V248H48V246L51 245V244L58 243V242H63ZM47 248H45V250H46ZM37 250H38V249H37ZM37 250H33V251H31V252H33L34 255H35V254H38V253H41V252H38ZM28 252H29V251H28ZM28 252H26L23 256H19V257H18V261H19L21 264H28V263L26 262V258L29 257V256L27 255ZM20 257H23L24 259L21 260Z\"/></svg>",
  "mask_w": 264,
  "mask_h": 264
},
{
  "label": "bare ground",
  "instance_id": "6",
  "mask_svg": "<svg viewBox=\"0 0 264 264\" xmlns=\"http://www.w3.org/2000/svg\"><path fill=\"white\" fill-rule=\"evenodd\" d=\"M6 1H8V0H6ZM7 3H8V2H7ZM9 12H10V11H9ZM19 23H21V22H19ZM17 32H19V31H17ZM86 74H87V73H86ZM84 88H85V87H84ZM84 88H83V89H84ZM83 89H82V90H83ZM86 89H88V88H86ZM88 90H89V89H88ZM88 90H87V91H88ZM83 91H85V90H83ZM91 91H92V90H90V92H91ZM98 92H99V91H98ZM92 93H93V92H92ZM85 95H86V94H85ZM96 95H97V94H96ZM86 96H87V95H86ZM97 97H98V95H97ZM97 97H96V98H97ZM101 97H102V96H101ZM105 98H106V97H105ZM208 99H209V98H208ZM108 100H109V99H108ZM110 100H111V99H110ZM101 101H102V100H101ZM207 106H208V105H207ZM209 108H210V107H209ZM185 109H187V108H185ZM203 109H204V108H203ZM187 110H188V109H187ZM187 110H186V113L189 114L190 112H187ZM190 110H194V109H190ZM197 110H198V109H197ZM203 111H204V110H203ZM198 112H200V113L203 114V112H202L201 110H200V111L198 110ZM204 112H205V111H204ZM206 112H208V111L206 110ZM206 112H205V113H206ZM85 113H86V112H85ZM80 114H81V113H80ZM192 114H194V113H192ZM196 114H197V112H196ZM81 115H82V114H81ZM88 115H89V114H88ZM85 117H86V116H85ZM89 118H90V117H89ZM84 119H85V118H84ZM87 119H88V117H87ZM81 121H82V120H80V122H81ZM228 121H229V120H228ZM236 121H237V120H236ZM76 122H77V121H76ZM232 122H233V121H232ZM74 123H75V122H74ZM227 123H228V122H227ZM233 123H234V122H233ZM79 124H80V123H79ZM77 125H78V124H77ZM98 125H99V124H98ZM105 125H109V124H105ZM110 125H111V124H110ZM79 126H80V125H79ZM29 127H30V126H29ZM37 127H38V126H37ZM73 127H74V126H73ZM95 127H96V126H95ZM101 127H103V126L101 125ZM38 128H39V127H38ZM70 128H71V127H70ZM75 128H76V127H75ZM104 128H106V127H104ZM30 129H31V128H30ZM41 129L43 130V128H41ZM92 129H93V128H92ZM92 129H91V130H92ZM107 129H108V128H107ZM33 130H34V129H33ZM96 130H97V129H96ZM99 130H100V129H99ZM214 130H215V129H214ZM39 131H40V130H39ZM101 131H102V130H101ZM103 132H104V131H103ZM107 132H108V131H107ZM211 133H212V132H211ZM217 133H219V132H217ZM107 135H108V134H107ZM51 136H52V135H51ZM178 137H179V136H178ZM182 137H184V136H182ZM185 138H186V137H185ZM185 138H184V139H185ZM182 139H183V138H182ZM184 139H183V140H184ZM187 139H188V138H187ZM29 140H30V139H29ZM178 140H179V139H178ZM189 140H190V139H189ZM191 140H192V139H191ZM179 141H180V140H179ZM181 141H182V140H181ZM25 142H26V141H25ZM188 142H190V141H188ZM22 143H23V142H22ZM178 143H179V142H178ZM29 144H30V142H29ZM29 144H26V145L29 146ZM108 144H109V143H108ZM108 144H107V145H108ZM184 144H186V143H183L182 145L184 146ZM187 144H188V143H187ZM23 145L25 146V144H23ZM30 145L32 146V143H31ZM180 146H181V145H180ZM180 146H179V147H180ZM181 147H182V146H181ZM27 148H28V147H27ZM29 148H30V147H29ZM33 148H34V147H33ZM24 149H25V147H24ZM42 149H43V148H42ZM150 149H151V148H150ZM26 151H27V150H26ZM27 153H28V152H27ZM38 153H39V151H38ZM25 154H26V153H25ZM45 158H46V156H45L44 158H42V159L45 160ZM49 161H50V160H49ZM0 162H1V160H0ZM3 163H4V162H3ZM50 163H51V161H50ZM38 164H39V163H38ZM38 164H37V165H38ZM51 164H52V163H51ZM0 165H1V164H0ZM43 165H44V164H43ZM4 166H5V165H4ZM4 166H3L2 168H4ZM36 169H38V168H36ZM3 170H4V169H3ZM20 174H22V173H20ZM5 175H6V174H5ZM98 175L100 176V174H98ZM2 176H3V175H2ZM6 176H7V175H6ZM13 176H14V175H13ZM99 176H98V177H99ZM19 177H20V175H19ZM19 177H18V178H19ZM91 178H92V177H91ZM96 178H97V177H96ZM19 179H21V178H19ZM92 179H93V178H92ZM80 180H81V179H80ZM94 180H95V179H94ZM101 180H102V179H101ZM92 181H93V180H92ZM99 182H101V181H99ZM99 182H98V183H99ZM78 184H79V183H78ZM103 184H104V183H103ZM83 185H84V184H83ZM83 187H84V186H83ZM55 188H56V187H55ZM79 188H80V186H79ZM106 188H107V187H106ZM108 188H109V187H108ZM51 189H52V188H51ZM96 189H97V188H96ZM69 190H70V189H69ZM74 190H75V188H74ZM82 190H84V189H82ZM86 190H87V189H86ZM97 190H98V189H97ZM102 190H103V189H102ZM78 191H79V190H78ZM107 191H108V190H107ZM157 191H158V190H157ZM75 192H77V191H74V193H75ZM99 192H100V190H99ZM105 192H106V191H105ZM105 192H104V193H105ZM109 192H110V191H109ZM110 193H111V192H110ZM133 193H135V192H133ZM156 193H157V192H156ZM67 194H68V193H67ZM72 194H73V193H72ZM77 194H78V193H77ZM87 194H88V193H87ZM101 194H102V193H101ZM135 194H136V193H135ZM93 195H94V194H93ZM95 195H96V194H95ZM160 195H161V194H160ZM74 196H77V195H74ZM96 196H98V195H96ZM106 199H107V198H106ZM84 200H85V199H84ZM86 200H87V199H86ZM34 201H35V200H34ZM88 201H89V200H88ZM95 201H96V200H95ZM230 201H231V200H230ZM230 201H229V202H230ZM83 203H84V202H83ZM84 204H85V203H84ZM98 204H99V203H98ZM91 206H92V205H91ZM82 207H83V206H82ZM99 207H100V206H99ZM100 208H101V207H100ZM100 208H97V209H100ZM76 209H77V208H76ZM114 209H115V208H114ZM97 211H98V210H97ZM234 211H235V210H234ZM21 212H22V210H21ZM244 212H245V211H244ZM260 212H261V211H260ZM262 212H263V211H262ZM97 213H98V212H97ZM115 213H116V212H115ZM222 213H223V212H222ZM233 213H234V212H233ZM236 213H237V212H235V214H236ZM258 213H259V212H258ZM230 214H231V213H230ZM254 214H255V213H254ZM97 215H99V214H97ZM218 215H219V214H218ZM227 215H229V214H228V211H227ZM89 216H90V215H89ZM86 217L88 218V216H86ZM86 217H85V218H86ZM91 217H92V216H91ZM222 217H224V216H222ZM222 217H220V218H222ZM227 218H228V217H227ZM217 219H218V218H217ZM223 219H224V218H223ZM223 219H222V220H223ZM231 219H232V218H231ZM23 220H24V219H23ZM82 220H83V218H82ZM86 220H87V219H86ZM84 221H85V220H84ZM227 221H228V220H227ZM234 221H235V220H234ZM245 221H246V220H245ZM81 222H82V221H81ZM25 224H26V223H25ZM77 224H78V223H76V225H77ZM79 224H80V223H79ZM76 225H75V226H76ZM106 225H107V224H106ZM243 225H244V224H243ZM243 225H242V226H243ZM248 225H249V224H248ZM104 226H105V225H104ZM73 227H74V225H73ZM250 227H251V226H250ZM71 228H72V227H71ZM95 228H96V227H95ZM95 228H94V229H95ZM99 228H100V226H99ZM101 228H102V227H101ZM239 229H240V228H239ZM69 230H70V229H69ZM244 230H245V229H244ZM248 230H249V229H248ZM250 230H251V228H250ZM232 231H233V230H232ZM238 231H239V230H238ZM240 231H242V230H240ZM44 232H45V230H44ZM60 232H61V231H60ZM65 232H67V231H65ZM89 232H90V231H89ZM243 232H244V231H243ZM92 233H94V232H92ZM247 233H248V232H247ZM61 234H62V233H61ZM86 234H87V233H86ZM233 234H234V233H233ZM244 235H245V234H244ZM246 235H247V234H246ZM248 235H249V234H248ZM250 235H251V234H250ZM250 235H249L248 237H250ZM257 235H258V234H257ZM55 236H56V235H55ZM232 236H233V235H232ZM235 236H236V234H235ZM242 236H243V235H242ZM251 236H252V235H251ZM261 236H262V234H261ZM8 237H9V236H8ZM57 237H58V236H57ZM87 237H88V236H87ZM237 237H238V236H237ZM259 237H260V236H259ZM6 238H7V237H6ZM235 238H236V237H235ZM235 238L233 237V239H235ZM250 238H251V237H250ZM4 239H5V238H4ZM9 239H10V238H9ZM230 239H231V238H230ZM246 239H248V238H246ZM256 239H257V236H256ZM237 240H238V239H237ZM257 240H258V239H257ZM2 241H4V240H2ZM97 241H98V240H97ZM232 241H233V240H231V242H232ZM242 241H243V240H241V242H242ZM255 241H256V240H255ZM5 242H6V241H5ZM47 242H48V241H47ZM233 242H235V241H233ZM237 242H238V241H237ZM241 242H240V243H241ZM259 242H260V241H259ZM3 243H4V242H3ZM6 243H7V242H6ZM45 243H46V242H45ZM45 243H44V244H45ZM242 243H244V242H242ZM1 244H2V242H1ZM60 244H61V243H60ZM232 244H233V243H232ZM236 244H237V243H236ZM256 244H258V242H257ZM259 244H260V243H259ZM259 244H258V245H259ZM261 244H264V242L261 243ZM234 245H235V244H234ZM101 246H102V245H101ZM260 246H262V245H260ZM260 246H258V247H260ZM48 247H49V246H48ZM103 247H104V246H103ZM231 247H233V246H231ZM234 247H235V246H234ZM107 248H108V247H107ZM241 248H242V247H241ZM56 249H57V248H56ZM256 249H257V248H256ZM9 250H10V249H9ZM35 250H37V249H35ZM98 250H99V249H98ZM260 250H261V249H260ZM263 250H264V249H263ZM30 251H31V250H30ZM46 251H47V250H46ZM100 251H101V250H100ZM258 251H259V250H258ZM56 252H57V251H56ZM98 252H99V251H98ZM61 254H62V253H61ZM19 256H20V255H19ZM254 256H255V255H254ZM50 257H51V256H50ZM205 258H206V257H205ZM249 258H250V257H249ZM106 259H107V258H106ZM129 260H130V259H129ZM3 261H4V260H3ZM4 262H6V261H4ZM27 263H28V262H27ZM202 263H203V261H202Z\"/></svg>",
  "mask_w": 264,
  "mask_h": 264
}]
</instances>
